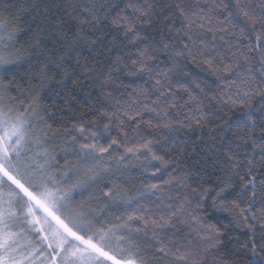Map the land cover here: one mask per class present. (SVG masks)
<instances>
[{
    "label": "snow or ice",
    "instance_id": "obj_1",
    "mask_svg": "<svg viewBox=\"0 0 264 264\" xmlns=\"http://www.w3.org/2000/svg\"><path fill=\"white\" fill-rule=\"evenodd\" d=\"M64 10L62 23L74 25L76 38L60 29L52 50L37 41L26 56L13 52V26L0 18V264L28 260L23 253L36 248L27 234L39 239V255L47 264H237L220 253L233 239L228 232L242 224L249 230L247 241L236 239L238 247L229 254H247L244 264H264V0L259 12L252 0H173L166 5V17L164 6L157 12L152 3L131 0H69ZM86 30L88 39L81 35ZM155 32L163 35L156 39ZM117 33H122L121 44L133 50L116 56L107 78L92 72L86 85L99 86L101 107L110 109L101 113L107 122L101 126L81 117L72 125L75 134L61 133L65 157L70 149L85 167L57 179L47 122L53 117L41 93L80 90L79 76L69 71V63L85 44L102 45V56L109 43L116 47ZM109 35L114 39L106 42ZM188 56L216 76L219 91L213 96L201 87H210L206 82L192 80L190 89L178 80L176 86L161 70V57L166 67ZM13 91L16 97L9 95ZM229 113L236 116L234 121ZM115 129L119 131L113 137ZM147 129L156 131L146 136ZM201 134L210 142L196 172L165 171L175 163L165 156L184 153L189 140L205 144ZM154 145L164 155H156ZM140 155L160 162L151 172L159 182L145 183L129 197L112 170L125 157ZM112 159L116 162L109 163ZM209 160L219 175L205 179ZM68 180L74 182L69 186ZM89 185L98 189L104 208L86 211L75 203L74 194L92 191ZM121 205L124 212L111 226L98 218L109 206ZM209 210L227 213L231 229L219 220L210 223Z\"/></svg>",
    "mask_w": 264,
    "mask_h": 264
},
{
    "label": "trees",
    "instance_id": "obj_2",
    "mask_svg": "<svg viewBox=\"0 0 264 264\" xmlns=\"http://www.w3.org/2000/svg\"><path fill=\"white\" fill-rule=\"evenodd\" d=\"M68 2L69 0H0V18L11 23L15 32V46L12 49L13 52H18L21 56H26L29 53H32L33 45L36 44L37 41H39V44L42 47L47 45L46 50H52L53 43L55 42V33L58 30L63 29L64 34L67 36H72V32L78 31L74 25H65L62 23V18L66 19L67 17L64 7L67 6ZM128 2H130V0H125V3ZM131 2L140 4L152 3L155 5L157 12H161V8L164 6L162 16L166 17V5L172 3L173 0H131ZM209 2H215V0H209ZM252 2L257 6L259 12L261 0H252ZM62 5L64 7H61ZM130 11L131 10L129 9V12ZM160 18V16L155 17L157 23ZM220 19H223V17H220ZM153 27H155V25ZM169 27H171V25H169ZM105 31H107V29H105ZM112 31L116 30L113 29ZM81 35H83L85 39H88L90 38V31L86 30L84 33H81ZM162 35L163 33L160 32L154 33L156 39H159ZM121 37L122 33H117L115 38L116 47H113L112 44L109 43L108 48H103L102 56L100 55L102 45L99 43L95 45L85 44L82 46L81 52L76 54L77 58L71 60L68 68L69 71H72L79 76L80 83L83 86L80 90L72 91L69 89V91L63 92L60 95L48 94L47 90L41 93L42 103L49 106V113L53 117V119H48L47 122L52 126V140L49 151L52 152L55 160L58 161V164L54 165L52 168V172L56 174L57 179H60L65 171L71 176L77 171L78 166L85 167L80 162L79 157L75 156L70 149L68 150V155L65 157V149L67 148V145L61 133L68 130L75 134L72 125L80 122L81 117L85 122L98 120L100 121L101 126L107 122L102 117L101 113L110 111V109L101 107L103 98L99 95V86L90 89L86 87V85H89L92 82V72L97 74L101 72L104 73L103 76H100L101 80L107 78V74L112 70V61L116 59V56L124 55L126 52L133 50L131 45L125 47L121 44ZM75 38V36H72V39ZM113 39V36L109 35L106 37V42L113 41ZM167 42L170 44L175 43V41L172 40ZM205 43H208V41H205ZM216 43H219V41ZM121 49H123V51H121ZM97 57H99V62H97ZM163 60L164 58L161 57V70L168 72L169 78L174 85L179 86L177 84V81L179 80L180 84H184L191 89L193 85L190 81L194 80L198 83L203 81L210 85V87H205V84L201 83V87L204 88L209 96H213L219 91V88L213 83L216 80V76L209 71L207 65L199 63L198 61L194 62L192 56L178 57L174 62H167L166 67ZM77 62L80 65L79 68L76 67ZM35 64L36 61L34 59L33 65ZM49 72L51 73L52 70L49 69ZM85 77L88 78L86 79ZM120 78L126 83L129 82V78L124 75H121ZM17 79H19V77H17ZM32 83H35V81H32ZM21 85L23 88L28 87L23 81H21ZM133 87H135V85H133ZM145 87L147 88V85H145ZM193 94L196 93L194 92ZM9 95L11 97H16L17 92L13 91ZM69 96H71V98H69ZM213 103H215V101ZM16 107H19V104H17ZM225 111L227 110L225 109ZM208 114L212 115V113ZM229 115L231 116V120L234 121L236 119L235 115L230 113ZM145 118L147 119L148 117L146 116ZM153 123H155V121H153ZM45 131H47V129H45ZM118 131V129L113 130L111 135L116 137ZM155 131V129H147L143 134L147 136L150 132L155 133ZM159 135L163 137L167 135V131L165 130L164 132L159 133ZM188 135L191 136L192 134L189 133ZM201 135H203V139L206 142L205 144H199L198 139L189 140L190 147L186 148L184 153L176 155L173 152H169V154L165 156V159L168 161H175V163L170 162L168 167L164 170L171 172L172 175H179V170L183 168H191L193 172H196L197 167H199V162L204 158L203 149L206 147V144L210 142V137L208 135ZM182 138L188 139L187 136ZM136 139L139 140V137ZM105 142V138L101 137L100 143ZM160 143L164 144L166 141L161 138ZM193 149H195V151H193ZM153 151L156 155H164V151L161 150L159 145H154ZM197 153H199V155H197ZM119 154H122V150ZM113 156H117V153L114 152ZM108 162L115 163L116 161L112 159ZM213 163L214 161H208V167L205 170V179L215 178L219 175L218 171L212 167ZM159 164V161L150 160V157L146 155H140L138 158L132 157L131 159L125 157L123 164L118 168H113L112 171L115 175L116 183L120 184L126 195L131 197L137 194V190L140 189L143 184L148 182H159L151 177V172L155 171L153 166H158ZM143 168H147L148 172H144ZM77 177L79 179H84L82 176H79L78 173ZM164 179H167V176H165ZM73 182V180H68L67 183L70 186ZM189 183H192V181H189ZM102 186L103 185H101V187ZM88 187L92 188V191H85L83 195H80L79 193L76 194L75 203L82 204L86 211L104 208V205L100 204L97 200V197L100 195L98 189L93 188L92 185H89ZM6 190L7 189L5 188V191ZM123 212L124 208L122 205L119 207L109 206L98 218L102 219L108 226H111L116 222L115 218L120 216ZM227 216V213L209 210L208 219L209 222L213 224L217 223L219 220L231 229L232 226L229 223V219L226 218ZM248 231V228L243 226V224L241 227L229 231L228 235L233 239L229 242L228 248L222 249L220 254L222 256L228 255L229 259H235L237 264H244L247 254L240 253L236 256H232L229 254L228 250L230 248L238 247V245L235 244L236 239H239L241 243L246 242L247 236L245 233H248ZM256 232L258 235V225L256 227ZM27 237H30V241L33 243L38 244V238L36 236L28 234ZM209 264H213V262L209 260Z\"/></svg>",
    "mask_w": 264,
    "mask_h": 264
},
{
    "label": "rangeland",
    "instance_id": "obj_3",
    "mask_svg": "<svg viewBox=\"0 0 264 264\" xmlns=\"http://www.w3.org/2000/svg\"><path fill=\"white\" fill-rule=\"evenodd\" d=\"M76 194H78V193H76ZM76 194H74V195H76ZM27 235H28V234H27ZM32 236H34V235H32ZM27 239H28L29 241L31 240L30 237H29V238L27 237ZM37 240H38V244L33 243V242L31 241V244L34 245L35 248H36V251H35V252H33L31 248H28V249L23 253V255L28 256V260H25V261L23 262V264H47L46 257H45V256H41V255H39V252H40L41 249H40L39 239H37ZM21 243L24 244L25 241H21ZM29 253H31V255H29Z\"/></svg>",
    "mask_w": 264,
    "mask_h": 264
}]
</instances>
